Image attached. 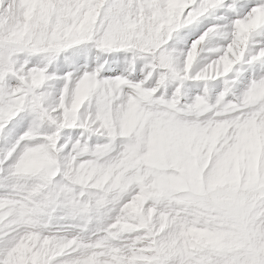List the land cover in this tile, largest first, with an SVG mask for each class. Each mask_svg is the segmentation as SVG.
Masks as SVG:
<instances>
[{"label": "rangeland", "instance_id": "rangeland-1", "mask_svg": "<svg viewBox=\"0 0 264 264\" xmlns=\"http://www.w3.org/2000/svg\"><path fill=\"white\" fill-rule=\"evenodd\" d=\"M21 2L25 8L19 12ZM106 2L0 0V134L17 115L29 124L12 149H20L15 181L11 187L0 183V203L17 195L14 206H7L14 211L0 217V231L16 235L24 223L29 230L26 254L21 257L16 243L9 254L12 262L56 264L61 257L76 256L75 264H81L89 247L85 264H94L95 256L100 264L113 256L118 264H264V134L240 131L260 128L256 122L264 95L250 93L244 102V94L233 92L238 75L229 76L244 57L246 33L264 24V11L241 23L230 50L193 76L192 65L205 49L198 53L193 46L181 65L176 49L167 45L178 29L202 14L200 8L185 12L196 0H126V11L115 21L103 18ZM202 31L179 48L186 51ZM37 53L45 54L47 62L41 63ZM206 60L205 53L201 62ZM217 77L225 79L213 92L205 85L197 94L193 87L189 97L176 87L186 79ZM157 107L173 112L168 119L183 125L155 123ZM129 110L137 111L139 129L123 128L130 124ZM185 130L191 136L183 147L176 136ZM214 159L226 170L215 168ZM153 170L167 182L175 174V183L169 182L177 187L158 183ZM223 175L231 178L221 181ZM189 178L199 187L189 185ZM20 201L23 215L16 210ZM98 220L114 228V235L136 234L140 241L150 235L153 244L141 245L144 251L131 263L135 256L96 237ZM33 230L49 234L51 244L70 236L74 242L50 256ZM97 249L113 255H97Z\"/></svg>", "mask_w": 264, "mask_h": 264}, {"label": "snow or ice", "instance_id": "snow-or-ice-1", "mask_svg": "<svg viewBox=\"0 0 264 264\" xmlns=\"http://www.w3.org/2000/svg\"><path fill=\"white\" fill-rule=\"evenodd\" d=\"M7 7V4H5ZM126 0H107L104 4L102 15L105 20H118L126 11ZM191 8H200L202 14L192 19L181 29H178L173 35L168 48H174L180 57V64L187 60L193 46L200 52V48L205 49L207 60L201 62V55L197 56V61L192 65V75L200 72L205 63H211L218 60L225 52L229 51L237 41L241 23H247L256 11H264V0H196ZM206 9V10H204ZM250 9V10H249ZM187 29V32L185 30ZM203 29L191 43L187 50L179 48L181 43L187 42L188 37L196 35ZM244 57L233 66V71L229 76L238 75V80L233 88L234 93L244 94L252 86L253 82L264 80V24L251 28L246 33V39L243 44ZM90 50L89 48H82ZM41 58V63L47 62L45 54L37 53ZM66 59H70L67 58ZM239 70L237 72L236 70ZM224 77H217L214 81L200 79H186L177 82V90L191 97V89L194 87L197 94L207 85L210 92L215 91L223 85ZM194 82V83H189ZM29 124L22 115H17L7 124H5L2 134H0V181L5 185L12 182V173L20 158V149H12L17 141L21 139ZM17 243L15 233L0 234V264H7L8 256L15 248ZM56 264H75L70 258L61 257Z\"/></svg>", "mask_w": 264, "mask_h": 264}, {"label": "bare ground", "instance_id": "bare-ground-1", "mask_svg": "<svg viewBox=\"0 0 264 264\" xmlns=\"http://www.w3.org/2000/svg\"><path fill=\"white\" fill-rule=\"evenodd\" d=\"M26 3H27V1H26ZM18 4V10H19V12L20 11H23L24 10V8H25V5H24V3L23 2H21V3H17ZM258 12V11H257ZM257 12H255V14L254 15H252V16H256V13ZM35 63H37V62H35ZM31 64H33V63H31ZM37 66V65H36ZM35 66V68H38V66L36 67ZM103 66V65H102ZM102 66H101V68H102ZM65 67V66H64ZM122 68V67H121ZM122 70H126V67H123L122 68ZM74 75V74H73ZM10 77V76H9ZM7 81V80H6ZM31 81V80H30ZM35 82V81H34ZM32 83H33V81H32ZM254 83V82H253ZM93 84V83H92ZM256 84H258L255 88H254V86H251L248 90H247V92L246 93H244V98L245 99H242L244 102L248 99L247 98V96H248V94H252L253 96H259L260 94H263L264 95V80H260V81H256ZM255 83H254V85H256ZM243 95V94H242ZM216 96V95H215ZM262 96V95H261ZM260 96V97H261ZM242 97V98H243ZM263 97V96H262ZM213 98V97H212ZM211 98V99H212ZM247 98V99H246ZM253 98H255V97H253ZM250 99V98H249ZM260 99H263V98H260ZM16 101H19V99H16ZM216 101H220L219 100V96H216ZM15 102V101H14ZM25 102V101H24ZM254 102V101H253ZM256 103V102H255ZM224 104V103H223ZM259 104V103H258ZM257 104V105H258ZM214 106V105H213ZM216 107V106H215ZM250 107V106H249ZM261 107H263V109H262V112L260 113L261 114V118L259 119V121H257L256 122V124H259L260 125V128H254V127H250V126H247V127H244V128H241L240 129V131H243L244 129H249L250 131H252V132H254L255 133V131L257 130V131H259V133H261V134H264V129H263V127H264V122H262V120H264V102L262 103V106ZM158 109H153V120H154V122L156 123L158 120H162V121H171L172 123H176V121H174V120H172V119H168V118H171L170 116L171 115H173V112H171V111H165V107H163V109L161 110V111H158L159 110V107H157ZM214 108V107H213ZM223 108H224V106H223ZM258 108V107H257ZM136 109V108H135ZM247 109H249V108H247ZM137 111H138V109H136ZM215 110V109H214ZM220 110V109H219ZM223 110V109H222ZM245 110V109H244ZM253 110V109H252ZM137 111H134V112H132V110H129L127 113H128V115H129V120H130V124L128 125V124H123V123H121V124H123V128L124 129H126V128H137V129H139L140 127H141V125H140V127H139V124H137V118L134 116L135 114H136V112ZM158 111V112H157ZM221 111V110H220ZM215 112V111H214ZM217 112H218V110H217ZM246 112V111H245ZM228 113V112H227ZM234 113H236V112H234ZM157 114V117H155V115ZM217 114V113H216ZM249 114V113H248ZM255 115H257V114H254V117H257V116H255ZM146 116H148V117H150V115H148V114H146ZM252 116V115H251ZM118 117H120V114L118 115ZM140 118H142L141 116H139ZM235 117V116H234ZM147 118V117H146ZM218 118V117H217ZM143 119V118H142ZM125 120H127V118H125ZM124 121V120H123ZM142 121V120H141ZM252 122H253V124H255V120H254V118H253V120H251ZM127 122V121H126ZM146 122V121H145ZM153 122V123H154ZM140 123V122H139ZM235 123V122H234ZM142 124H143V122H142ZM185 124V123H184ZM248 124H250V123H247V125ZM162 125V124H161ZM165 125V124H164ZM169 125V124H168ZM171 125V124H170ZM180 125H183V124H178V123H176V125L175 126H180ZM258 126V125H257ZM161 127V126H160ZM181 128V127H180ZM184 129V128H183ZM186 129V128H185ZM190 129V128H189ZM262 129V130H261ZM160 130V128L158 129V131ZM167 130V129H166ZM157 131V132H158ZM161 131V130H160ZM190 131L189 130H185L184 131V134L183 135H181L180 133H178L177 134V136H176V139H177V141H179V140H181V146H183V147H185V142H186V140H188L189 138H188V136L191 134H189V135H185V134H188ZM125 133V132H124ZM153 133V132H152ZM156 133V132H155ZM159 133V132H158ZM162 133H163V135L164 136H166L167 135V132H163L162 131ZM126 134V133H125ZM129 134V133H128ZM124 135V134H123ZM155 135V134H154ZM157 135V134H156ZM153 136V135H152ZM158 136V135H157ZM191 136V135H190ZM262 136V135H261ZM152 138H154V137H152ZM157 138V137H156ZM160 138V137H159ZM159 138H157V140L159 139ZM162 139H163V137H162ZM164 140V139H163ZM192 140V139H191ZM159 141H161L160 139H159ZM169 141V140H168ZM168 141H167V143H168ZM189 141H190V139H189ZM241 141V140H240ZM162 142H164V141H162ZM176 142V141H175ZM193 142V141H192ZM158 143V142H157ZM166 143V144H167ZM179 143H180V141H179ZM156 144V143H155ZM164 144V143H163ZM161 145V144H160ZM177 145H179L178 143H177ZM159 146V145H158ZM162 146V145H161ZM187 146L188 145H186V148H187ZM157 147V146H156ZM166 147V146H165ZM180 147V146H179ZM179 147H177V148H179ZM176 148V149H177ZM169 150V149H168ZM157 151H159V149L157 150ZM183 152V151H182ZM210 153H212V152H210ZM174 154V153H173ZM185 154L187 155V154H189V153H187V152H185ZM185 155V156H186ZM180 156V155H179ZM168 157H170V155H168ZM172 157V156H171ZM170 157V158H171ZM174 157V156H173ZM184 157V156H183ZM169 158V159H170ZM174 158H176V157H174ZM107 159V158H106ZM183 159V158H182ZM22 160V159H21ZM109 160V159H108ZM176 160V159H175ZM178 160V159H177ZM190 161H192V159H190ZM207 161V160H206ZM37 162V161H36ZM128 162V161H127ZM137 162V161H136ZM164 162V161H163ZM180 162V161H179ZM207 162H209V160L207 161ZM37 164V163H36ZM104 164V163H103ZM146 164V163H145ZM179 164H181V163H179ZM218 164V165H217ZM240 164V163H239ZM242 164V163H241ZM181 165H183V164H181ZM185 166L187 165H189V163L188 162H186L185 164H184ZM214 165H215V168L217 167V169L218 170H220V171H223V170H226V168H225V164H223L222 162H220V161H218L217 162V160L216 159H214ZM25 165H23V167H24ZM241 166V165H240ZM149 167V166H148ZM184 166H182V168H183ZM189 168V167H188ZM187 168V169H188ZM234 168V167H233ZM106 169V168H105ZM232 169V168H231ZM233 170V169H232ZM235 170V169H234ZM34 171V170H33ZM110 171V170H109ZM228 171V170H227ZM98 172V171H97ZM101 172V171H100ZM153 173H154V176H153V178H154V180H155V178H156V180L158 181V183H160V184H163V185H166V186H168V187H177V183L176 184H174L175 182L173 181V179L174 178H176V175L175 174H171L170 175V177L168 178V182L167 181H165V180H163V178L165 177L164 175H162V177L163 178H160L161 176L159 175V174H157V171L156 170H153ZM109 174V173H108ZM196 174V173H195ZM200 175L202 176V174L200 173ZM197 176V175H196ZM212 176V175H211ZM217 179H218V177L217 176H215ZM15 178H17V177H15ZM152 178V179H153ZM220 178V177H219ZM228 178H231V176H227V175H223V179H221V181H228ZM178 179V178H177ZM189 179H191L190 181H189V185H194V186H198L199 184L198 183H195L196 182V180H195V178L193 179V178H189ZM15 180L14 179H12V182H11V184L14 182ZM18 181V180H17ZM16 181V182H17ZM169 181H172V182H174L173 184H172V182H169ZM178 182H180L181 183V185L183 184V182H181V179H179L178 180ZM188 182V181H187ZM193 182V183H192ZM0 183H2L4 186H5V184L2 182V181H0ZM17 183H19V182H17ZM157 183V184H158ZM229 183H232V182H230L229 181ZM11 184H9V187H11L10 185ZM18 186H19V184H17ZM180 185V184H179ZM183 185H186V183L185 184H183ZM8 185H6V187H7ZM188 186V185H187ZM17 187V186H16ZM199 187V186H198ZM3 188V187H2ZM2 188H0L1 190H3ZM5 188V187H4ZM159 188V187H158ZM167 188V187H166ZM194 188V187H193ZM7 189V188H6ZM19 189H21L20 188V186H19ZM27 189V188H26ZM181 189V188H180ZM184 189V188H183ZM190 189H192V188H190ZM8 190V189H7ZM188 190V189H187ZM14 191H16V188H15V190ZM13 191V192H14ZM21 191V190H20ZM164 191V190H163ZM19 192V191H18ZM9 193V192H8ZM21 193H24V192H21ZM31 193V192H30ZM180 193H181V191H180ZM10 194V193H9ZM13 194V193H12ZM5 195V194H4ZM8 195V194H7ZM14 196V195H13ZM13 196H11V197H9V195L8 196H6V197H4L3 198V201L5 200V201H7V203L5 204V202H3V203H0L1 204V208H0V217H4L6 214H8L11 210H13L14 211V209H9V207H8V209H7V206H11V207H13L14 206V203H13V199H14V197L16 196L17 197V195L15 194V196L13 197ZM19 200V199H18ZM25 201V200H24ZM17 203V202H16ZM40 204V203H39ZM138 206V205H137ZM119 207V206H118ZM117 207V208H118ZM175 207V206H174ZM24 208H25V206H24V204L20 201L18 204H17V206H16V210L18 211V213L19 214H21V212H24L25 210H24ZM141 208V207H140ZM120 207H119V211H120ZM139 209V208H138ZM144 209H146L147 211H149L150 210V208H149V205L148 204H145V206H144ZM154 210H157L156 208H153ZM123 210V209H122ZM141 210H142V208H141ZM140 212H143V211H140ZM168 212V211H167ZM158 213H159V211H158ZM123 214V213H122ZM21 215H23V214H21ZM20 215V216H21ZM76 215V214H75ZM81 215H82V213H81ZM10 216H11V214H10ZM16 216H18V215H16ZM86 216V215H85ZM121 216V215H120ZM125 216H127V215H125ZM24 217V216H23ZM187 217V216H186ZM9 219V218H8ZM81 219V218H80ZM79 219V220H80ZM135 219H136V217H135ZM13 220V218L11 219V221ZM174 220V219H173ZM185 220V219H184ZM26 221V220H25ZM24 221V222H25ZM102 221H105V220H98V223L96 224V230H97V236L96 237H98V236H102V237H104V239L103 240H105V242L107 241L110 245H112V246H109V247H113V249L114 248H120V250L121 249H123V250H125V251H127L128 252V255L130 256V257H134L135 256V260L133 259V260H129V262H135L136 261V259L139 257V256H141V254H142V251H144L143 249H141V245H144L145 247H151L150 246V243H152L153 244V240H154V237H152V236H150V235H146L145 236V239H146V237H147V240H144V241H140V239L138 238V236L136 235V234H134V235H131V236H120V235H114L113 234V230H114V228H113V230H111L112 228H109V227H104V225H103V223H102ZM8 222V221H7ZM6 222V223H7ZM10 222V221H9ZM8 222V223H9ZM71 222H73V221H71ZM87 222V221H86ZM153 222V221H152ZM156 222H157V220H156ZM155 222V223H156ZM172 222V221H171ZM11 223V222H10ZM158 223V222H157ZM173 223H175V222H173ZM71 224V223H70ZM70 224L69 225H67V226H70ZM74 224V223H73ZM73 224H71V225H73ZM110 224V222H106V225L105 226H107V225H109ZM128 224H129V222H128ZM179 224H180V222H179ZM13 224L11 223V226H12ZM138 224H136V226H137ZM158 225V224H157ZM171 225V224H170ZM10 226V227H11ZM102 226H103V228H104V230H103V228H102ZM172 226H173V224H172ZM180 226V225H179ZM27 227V226H26ZM63 227V226H62ZM117 227V226H116ZM120 227V226H119ZM19 228H20V226H19ZM18 228V231H17V233H16V239H17V249L19 250V252H20V254H21V257L23 258L24 256V254H26V250H27V245H28V243H27V241H26V239L28 238V236L26 235V233H28L29 232V230H27L26 228H25V223H24V226L21 228V230ZM118 228V227H117ZM144 228V227H143ZM159 228V227H158ZM1 229V228H0ZM30 229V228H29ZM88 229V228H87ZM129 229V228H128ZM167 229V228H166ZM119 230V229H118ZM123 230V229H122ZM6 231V232H5ZM5 231H3L2 232V230L0 231V234H7V229L5 228ZM132 231V230H131ZM134 231H136V230H134ZM152 231H154L155 232V230H154V228H153V230ZM169 231V230H168ZM31 232V231H30ZM98 232H100V233H98ZM122 232V231H121ZM161 232V231H160ZM33 235L36 237V239H37V241L39 242V245H40V247H43L44 245H47L48 246V255H50V256H53L54 254H56V253H58V252H62L65 248H68V246H69V244H72L73 242H74V240L72 239V236H70V238H68L66 241H64V242H60V243H58V244H51V240H49V234H47V235H45V233L43 234V233H41V232H38V231H35V230H33ZM125 233V232H124ZM123 233V234H124ZM136 233V232H135ZM93 234H95V233H93ZM120 234H122V233H120ZM48 238V239H47ZM93 238V237H92ZM79 239V238H78ZM102 239V238H101ZM159 239H161V238H159ZM79 240H82V239H79ZM91 240V239H90ZM89 240V241H90ZM91 241H93V240H91ZM101 241V240H100ZM86 242V241H85ZM88 242V241H87ZM86 242V243H87ZM88 243H90V242H88ZM87 243V244H88ZM99 243H97L96 244V246L95 247H97V245H98ZM83 245H85V244H83ZM90 245V244H89ZM100 245V244H99ZM169 245V244H168ZM91 246V245H90ZM84 247V246H83ZM106 247V246H105ZM109 247H107V248H109ZM87 248H89V247H87ZM86 248V249H87ZM131 248H132V250H131ZM85 249V251H84V253H83V257H84V259L82 260V262H81V264H85L86 262L85 261H87L88 259H90L91 257H90V255H91V251L89 252L88 250H86ZM96 249V248H95ZM103 249H104V247H103ZM117 250H119V249H117ZM111 251V250H110ZM87 252H88V254L90 253V255H89V257L87 258V256H85L86 254H87ZM95 252V251H94ZM97 255H99L100 253H102V254H105L106 253V256H111V255H113V254H109L108 253V249L107 250H100V249H97ZM96 257L98 258V256H95V257H93V260H94V264H97V263H99L100 261V259L98 258V261L99 262H97V260H96ZM77 258H76V256H75V258L73 257H71V260L72 261H74L75 262V260H76ZM87 259V260H86ZM198 259H201V256H199L198 257ZM92 260V259H91ZM109 261L107 262L108 264H118V262H119V257L118 258H116V257H112L111 259H108ZM167 261V260H166ZM20 262V261H19ZM19 262H16V263H13L12 262V259L10 258V256H8V261H7V264H18ZM89 262H90V260H89ZM101 263V262H100ZM99 263V264H100ZM187 264L188 262H184V264Z\"/></svg>", "mask_w": 264, "mask_h": 264}, {"label": "clouds", "instance_id": "clouds-1", "mask_svg": "<svg viewBox=\"0 0 264 264\" xmlns=\"http://www.w3.org/2000/svg\"><path fill=\"white\" fill-rule=\"evenodd\" d=\"M197 102L199 103V98H198ZM195 238L198 240L200 237H199V236H197V237H195Z\"/></svg>", "mask_w": 264, "mask_h": 264}, {"label": "crops", "instance_id": "crops-1", "mask_svg": "<svg viewBox=\"0 0 264 264\" xmlns=\"http://www.w3.org/2000/svg\"><path fill=\"white\" fill-rule=\"evenodd\" d=\"M18 99V98H17Z\"/></svg>", "mask_w": 264, "mask_h": 264}]
</instances>
